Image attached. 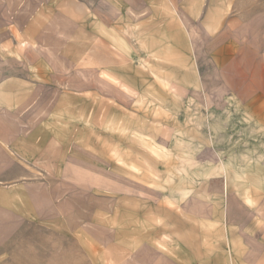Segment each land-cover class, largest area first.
<instances>
[{
	"label": "rangeland",
	"instance_id": "obj_1",
	"mask_svg": "<svg viewBox=\"0 0 264 264\" xmlns=\"http://www.w3.org/2000/svg\"><path fill=\"white\" fill-rule=\"evenodd\" d=\"M264 0H0V264H253Z\"/></svg>",
	"mask_w": 264,
	"mask_h": 264
},
{
	"label": "crops",
	"instance_id": "obj_2",
	"mask_svg": "<svg viewBox=\"0 0 264 264\" xmlns=\"http://www.w3.org/2000/svg\"><path fill=\"white\" fill-rule=\"evenodd\" d=\"M253 261V264H264V248L254 255Z\"/></svg>",
	"mask_w": 264,
	"mask_h": 264
}]
</instances>
